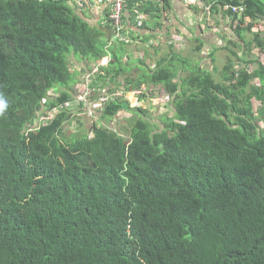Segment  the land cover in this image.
<instances>
[{"label": "trees", "instance_id": "16d2710c", "mask_svg": "<svg viewBox=\"0 0 264 264\" xmlns=\"http://www.w3.org/2000/svg\"><path fill=\"white\" fill-rule=\"evenodd\" d=\"M92 1L0 0V264H264V63L226 65L218 81L201 46L191 58L126 31L127 16L162 27L173 0H126L123 38L109 43L113 2L101 1L94 26ZM229 3L252 18L234 32L260 28L264 55L253 20L263 5L222 0L211 15ZM133 45L143 55L130 56ZM86 82L89 111L107 99L101 120L135 116L127 137L99 123L91 136L64 135L88 112L75 89ZM163 94L174 117L155 130L146 117Z\"/></svg>", "mask_w": 264, "mask_h": 264}, {"label": "crops", "instance_id": "0c3cea01", "mask_svg": "<svg viewBox=\"0 0 264 264\" xmlns=\"http://www.w3.org/2000/svg\"><path fill=\"white\" fill-rule=\"evenodd\" d=\"M144 5H147L150 0H140ZM222 0H213L212 3H205L203 0H197L195 4L191 6L187 5V0H173V10L163 14L160 17V23L162 27L154 29L156 27L155 21H149L151 16L145 17L146 22L148 21L149 30H141L135 27V23L127 16V26L126 31L130 34L145 35L149 32L154 36V44L165 43L169 45H176L177 43H190V39L195 41V46H201L202 52L201 57L204 58V62L208 63V67L212 65L211 70H214L216 63L221 65L223 72L224 67L227 65L233 67L236 71L244 67L249 73H252L255 69L256 64H251V60H257L261 64L264 63V55L255 48V38L253 35L262 33L260 28L256 25L252 28L251 32L243 34V39L239 37L234 32V26L238 25L241 19L246 17V22L252 23V18L247 15H236V20L234 21V15H231V11H227L221 7L219 10H215L211 15L213 3H218ZM158 2V0H154ZM264 9V0H259ZM187 3V4H186ZM212 4V5H211ZM232 5V4H226ZM225 5V6H226ZM237 6V5H233ZM241 6V5H238ZM106 6H101L100 0H94L87 7L85 17L86 20L94 26H99L102 24L104 11ZM208 8L210 9L208 11ZM258 13V17L254 22L260 26L264 25V12ZM82 13V12H80ZM155 14L154 12L152 13ZM151 14V15H152ZM246 25H248L246 23ZM261 35V34H259ZM192 43H190L191 45ZM168 49H165V51ZM141 47L138 45H133L130 48V56L139 57L143 55ZM196 53L187 57H196ZM207 66V64H206ZM223 76V73L221 74ZM259 81V80H255ZM260 85V81H259ZM264 88L262 85L259 86ZM257 104V105H256ZM253 105L255 107H262L261 102L256 99L253 100Z\"/></svg>", "mask_w": 264, "mask_h": 264}, {"label": "rangeland", "instance_id": "374dc122", "mask_svg": "<svg viewBox=\"0 0 264 264\" xmlns=\"http://www.w3.org/2000/svg\"><path fill=\"white\" fill-rule=\"evenodd\" d=\"M153 43V42H152ZM154 44V43H153ZM196 44L192 43V46L190 45V43H177V47L179 49H177V51H180L182 53L183 56H191L192 54H194L191 50L192 47H194ZM107 60L103 61V64H107ZM221 65L219 63H216L214 66L215 71V78L220 81L222 80L221 74L223 73L221 69ZM255 84H259V81H254ZM253 82V83H254ZM88 84V82H86L85 84H80L79 86H77L75 89L77 91L78 94H81L80 98H78V101L81 99L82 101L86 102V106L88 112H85L86 114H83V112L81 113V111H78L79 115L76 116L77 120L76 122H69L66 123V125L64 126V135L66 137H70L75 135V133H83L86 135L91 136L93 129L92 126L94 123H99L101 126H107L109 128H114L117 130V132L122 133L124 136L127 137V134L130 132L132 125H133V119L135 116H133L131 113L129 112H125L122 111L121 113H119L118 116L111 118L108 121H103L101 120V118H99V114L98 112L95 113L94 110H96L94 107L90 108L89 111V106L90 101L88 98V87L86 86ZM53 90L51 91V98H54L55 94H52ZM134 92L129 94V99L132 101H136L137 99L134 96ZM77 101V102H78ZM170 100L167 96V94H163L158 96V98L154 99L153 101H151L150 103V107L151 109H153L154 111H150V114L148 115V117H146V120L150 119V122L155 126V130H160L164 127V119L167 118V115L169 117H174V112L172 109H170ZM257 105V104H256ZM260 107V106H259ZM256 107V109L258 110L257 112H259L260 108ZM94 114V116H92ZM141 117H144L141 115ZM259 121V125L261 128V131H263L264 134V117H259L258 119ZM127 133H126V132Z\"/></svg>", "mask_w": 264, "mask_h": 264}, {"label": "built area", "instance_id": "2783aa9c", "mask_svg": "<svg viewBox=\"0 0 264 264\" xmlns=\"http://www.w3.org/2000/svg\"><path fill=\"white\" fill-rule=\"evenodd\" d=\"M102 0H100L101 2ZM107 2H113V6L111 9V20L114 26V32L116 37L123 38L122 34V24H121V17H122V12L124 11L125 8V1L126 0H106ZM189 4H195L197 0H187ZM226 9L231 11L233 15H244L246 14V7L245 6H233V5H226ZM209 10V9H208ZM246 20V17L244 18ZM122 91H118L116 94H122ZM81 96V95H80ZM79 96V98H80ZM81 100V99H80ZM106 98H101L97 103L93 105L95 109H98L101 107L102 103L106 101ZM82 101V100H81ZM42 120H45V117L42 118Z\"/></svg>", "mask_w": 264, "mask_h": 264}, {"label": "water", "instance_id": "95a60500", "mask_svg": "<svg viewBox=\"0 0 264 264\" xmlns=\"http://www.w3.org/2000/svg\"><path fill=\"white\" fill-rule=\"evenodd\" d=\"M105 33L108 34V40H107V41L110 43L111 40H112V37H113L114 34H115V32H114L113 30H111V29H106V30H105Z\"/></svg>", "mask_w": 264, "mask_h": 264}, {"label": "clouds", "instance_id": "9594fccd", "mask_svg": "<svg viewBox=\"0 0 264 264\" xmlns=\"http://www.w3.org/2000/svg\"><path fill=\"white\" fill-rule=\"evenodd\" d=\"M7 107L6 103L0 101V112H2Z\"/></svg>", "mask_w": 264, "mask_h": 264}]
</instances>
